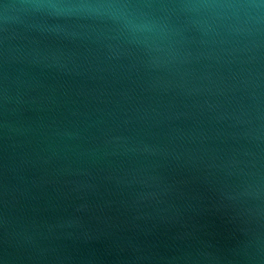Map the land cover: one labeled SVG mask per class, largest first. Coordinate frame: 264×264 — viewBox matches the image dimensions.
Segmentation results:
<instances>
[{"label":"water","instance_id":"95a60500","mask_svg":"<svg viewBox=\"0 0 264 264\" xmlns=\"http://www.w3.org/2000/svg\"><path fill=\"white\" fill-rule=\"evenodd\" d=\"M0 264H264V0H0Z\"/></svg>","mask_w":264,"mask_h":264}]
</instances>
